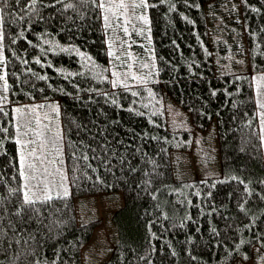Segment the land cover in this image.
<instances>
[{"label":"trees","instance_id":"1","mask_svg":"<svg viewBox=\"0 0 264 264\" xmlns=\"http://www.w3.org/2000/svg\"><path fill=\"white\" fill-rule=\"evenodd\" d=\"M222 1L148 0V23L133 29L130 48L145 61L152 48L151 78L115 85L110 45L121 22L99 0H37L33 18L31 0L12 6L25 12L18 24L5 23L0 41V180L19 183L16 108L55 100L64 134L57 145L71 180L68 197L41 210L42 223H17L24 234L12 253L27 252L23 264H84L83 247L99 223L79 224L76 198L112 192L124 203L112 214L117 238L100 264H264V152L252 81L264 72V0H238L249 68L232 72L218 68L223 55L209 22V9ZM166 94L196 129L216 123L217 176L175 178L171 152L192 150L194 138L169 128ZM29 234L35 238L25 244ZM0 264L9 257L0 253Z\"/></svg>","mask_w":264,"mask_h":264},{"label":"rangeland","instance_id":"2","mask_svg":"<svg viewBox=\"0 0 264 264\" xmlns=\"http://www.w3.org/2000/svg\"><path fill=\"white\" fill-rule=\"evenodd\" d=\"M103 2L108 6L109 0H103ZM119 2L120 0H113L114 4H119ZM138 2L139 0H124L128 6L126 12L117 7H112V10L108 12L111 20L119 18L117 20L121 22V32L115 37L116 43L113 42L110 45V51L113 54L110 72L112 80L117 83L131 84L140 79L151 78L152 61L154 60L152 48L150 52L148 50L146 61L140 60L130 48V34L135 27L136 31L141 29L143 21L139 20L138 17L140 15L145 16L144 9L132 7L133 3ZM208 12L213 47L223 55V57H216L218 68L222 72L238 71L237 69L239 71L248 70L238 0H223L220 5L211 7ZM125 27L128 29L127 33L123 31ZM227 47H230V52L226 50ZM139 63L140 67L137 65ZM226 67H232L235 70H227ZM262 75L264 72L252 76L254 93L259 105L264 103V80H260ZM163 98V108L169 128L192 131L194 138L192 150L171 152L175 178H190V176L186 177L187 174L199 178L217 176L220 171V154L216 137V123L213 121L206 130L196 129L192 125L188 111L180 107L169 95L166 94ZM17 108L24 109L20 113L16 111V115L22 134V137L19 138L20 155L23 152L26 158L25 163H32L35 169L39 170L37 175L40 178L47 175V178L53 183H59L62 177H66L64 186L69 191L71 180L61 157L64 146L60 148L57 145L64 138L59 101L25 103ZM259 111L264 152V130H262L264 129V117L261 116V113H264V108H260ZM29 141H34V143L30 144ZM22 145L26 146L22 147ZM32 150L35 151V155L29 156L28 153ZM45 169L47 170L46 173ZM123 203L124 199L121 192L99 193L76 198L79 224L92 221L99 223L95 227L91 240L83 247L84 264H100L109 257L117 238L112 214Z\"/></svg>","mask_w":264,"mask_h":264},{"label":"snow or ice","instance_id":"3","mask_svg":"<svg viewBox=\"0 0 264 264\" xmlns=\"http://www.w3.org/2000/svg\"><path fill=\"white\" fill-rule=\"evenodd\" d=\"M95 2V0H94ZM27 4V0H25ZM21 4V0H0V41L5 38V23L8 25L18 24L20 21L24 20V12L25 8L20 7L18 9L19 14L17 12L12 11V6H19ZM37 0H31V4L27 5V13L30 18H33L36 14H38V9L36 7ZM68 8H72L73 5L68 4ZM98 8L104 9L105 12H110L112 7H117L124 12L127 11L128 6L124 3V0H120L119 4H114L113 0H109L108 6L105 5L103 0H99L97 4ZM133 8L139 9H147L149 7L148 0H139L138 3H133ZM119 19V18H117ZM139 20L143 21L145 24L148 23L146 16L140 15L138 17ZM103 20L105 22L108 21V16L104 15ZM108 23H105V27H109ZM125 33L128 32V29L123 28ZM21 37H23L24 33H20ZM62 51H67V49H62ZM119 59V57H117ZM40 63L39 60L36 61ZM4 63V57L0 54V64ZM147 67V65H144ZM115 75V73H113ZM41 80L45 79V77L40 76ZM4 76L0 75V80H3ZM136 79V77H133ZM260 80H264V75L260 77ZM114 85L117 83L116 81L112 82ZM124 87H128L127 84ZM5 90H7V84L4 85ZM135 95V93H133ZM215 95V93H213ZM6 99L4 97H0V100ZM115 103V101H113ZM260 108H264V103L259 105ZM2 111V109H0ZM16 111L18 113L23 112L24 109L17 108ZM261 116L264 117V113H261ZM264 130V129H262ZM7 131V129H4ZM17 144H20V140H16ZM28 143H34V141H29ZM26 145H22L25 147ZM29 156H34L35 151L32 150L28 153ZM83 160H87V156L81 157ZM25 156L23 152H21L20 159L18 161L17 173L18 175L14 177L18 179L19 183L15 186L9 187L6 181L0 180V183L5 185V192H0V253H3L5 256L9 257V264H23V259H26L28 253L23 249H17L15 253H12V245L20 244L21 239L23 237L24 231H20L18 235V229L16 227L17 223L21 225V229H23V225L26 223H30L32 221L41 222L43 220L42 217V209L47 207L51 208L52 202L54 200H63L70 194L68 188L64 186V180L66 177H62L59 183H53L45 175L43 178L37 175L39 172L38 169H35V166L32 163H25ZM87 167V165H86ZM45 173L47 170H44ZM50 175V174H48ZM233 180L236 177H232ZM79 178H77L78 182ZM243 183V181H241ZM261 200H264V196L260 197ZM13 200L15 203H13ZM246 202V201H245ZM241 211H245L243 207V203L239 204ZM216 230L213 229V232ZM35 237L32 234L28 235V239L24 241L25 244L28 243V240H33ZM244 243V241H241ZM23 258V259H22Z\"/></svg>","mask_w":264,"mask_h":264}]
</instances>
